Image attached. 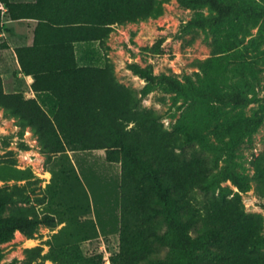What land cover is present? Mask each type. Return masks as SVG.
<instances>
[{
  "label": "rangeland",
  "instance_id": "rangeland-1",
  "mask_svg": "<svg viewBox=\"0 0 264 264\" xmlns=\"http://www.w3.org/2000/svg\"><path fill=\"white\" fill-rule=\"evenodd\" d=\"M189 1L145 0L142 10L152 9L153 15L117 22L111 30L99 33L100 40L81 44V66L108 68L116 83L133 93L137 110L152 113L167 132H173L183 117L200 126L208 116L200 102L190 94L171 90L166 79L197 88H207L214 79L218 91L237 92L247 99L240 107L215 103L220 118L202 130L204 139L185 142L174 152L186 162L205 164L210 179L205 188L195 190L196 199L202 202L223 195L233 200L255 233L251 257L248 255L245 264H264V188L254 166L258 159L264 166V18H234L221 30L200 28L196 21L213 13L209 7L193 6ZM227 1L264 12V0ZM116 4L117 12L121 11L117 15H133L132 3ZM54 37L66 40L72 35L55 33ZM53 51L65 56L71 52L67 45ZM76 72H71L72 78H85L86 72ZM57 97L49 106L52 120L79 117L76 109L64 106L72 99ZM3 162L15 163L32 178L30 183L0 181V188L26 185V194L40 216L55 215L57 226L40 224L32 239L17 231L12 241L0 244V264H25L26 249L34 247H42L43 255H55L56 261L43 264H118L125 227L126 244L137 243L135 231L143 226L145 194L135 171L122 162L109 161L106 150L84 149L74 143L67 144L64 153L46 155L33 129H24L1 108ZM231 172L246 178L248 191L242 192L232 183ZM168 254L162 249L155 259L166 260Z\"/></svg>",
  "mask_w": 264,
  "mask_h": 264
},
{
  "label": "trees",
  "instance_id": "trees-1",
  "mask_svg": "<svg viewBox=\"0 0 264 264\" xmlns=\"http://www.w3.org/2000/svg\"><path fill=\"white\" fill-rule=\"evenodd\" d=\"M114 1L36 0L34 4H13L9 0H0L10 11L20 7L22 15L38 18L41 25L52 29L53 34L72 35L70 39H61V43H54L50 49L53 51L67 45L72 55L75 44L100 40L99 33L111 30L117 22L144 20L153 15L152 9L142 10L146 7L143 6L145 0H116L135 6L133 15L119 16L117 14L121 11L117 12L119 6ZM189 2L193 6L209 7L213 13L196 21L200 28L221 30L234 18L248 21L264 18L263 11L252 8L249 11L236 1ZM1 22L0 10V31ZM4 48L6 45L0 43V50ZM198 64L204 66L207 62ZM22 67L28 72L23 63ZM61 67L77 70L76 73L82 75L86 72L81 81L73 76L74 88L67 92L72 103L64 105L76 109L79 117L69 121L52 120L36 100H26L18 93H5L1 75L0 109H4L9 117L18 119L24 129L31 127L39 136L46 155L64 153L67 144L80 143L84 149L106 150L109 161L122 162L135 171L146 198L143 226L135 231L137 243L132 246L126 244L127 228H124L118 264H245L248 255L251 257L254 230L247 227L233 200L221 195L199 202L194 192L205 188L210 172L204 163L186 162L174 150L185 142L204 139L202 130L208 128L209 122L220 118L215 103L240 107L247 104V99L237 92L218 91L214 79L207 88L166 79L171 90L190 94L200 102L208 116L200 126L183 117L173 132H167L157 125L152 113L137 110L133 93L118 85L108 68L79 66L75 56ZM135 73L145 76L140 69H135ZM116 92L117 100H112ZM130 125L133 126L128 128ZM254 166L257 180L264 188V166L259 159ZM31 178L29 171L17 169L15 163H0V181L26 180L30 183ZM228 178L242 192L250 188L245 177L231 172ZM43 223L51 228L57 226L55 215L45 213L40 216L31 197L26 194V185L0 188V244L12 241L17 231L32 239ZM162 249L168 250V258L155 259ZM25 253V264L56 261L52 252L43 255L42 247L26 249ZM73 264L77 263L74 261Z\"/></svg>",
  "mask_w": 264,
  "mask_h": 264
},
{
  "label": "crops",
  "instance_id": "crops-1",
  "mask_svg": "<svg viewBox=\"0 0 264 264\" xmlns=\"http://www.w3.org/2000/svg\"><path fill=\"white\" fill-rule=\"evenodd\" d=\"M13 4H34L36 0H9ZM2 22L0 43L6 48L0 50V75L7 94H22L26 100H36L51 117L50 104L74 88L71 72L62 69L65 61L73 56L81 66V44H75L74 55L56 54L50 51L54 43H61L54 37L52 29L41 25L38 18L24 16L20 7L11 11L0 2ZM18 50H22L18 53ZM20 54V56H19ZM22 63L26 70H23ZM54 99H53V98ZM56 97V98H55ZM70 99L71 96H68Z\"/></svg>",
  "mask_w": 264,
  "mask_h": 264
},
{
  "label": "built area",
  "instance_id": "built-area-1",
  "mask_svg": "<svg viewBox=\"0 0 264 264\" xmlns=\"http://www.w3.org/2000/svg\"><path fill=\"white\" fill-rule=\"evenodd\" d=\"M26 134H27V135H30V132H29V131H27V132H26Z\"/></svg>",
  "mask_w": 264,
  "mask_h": 264
}]
</instances>
